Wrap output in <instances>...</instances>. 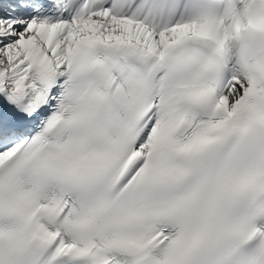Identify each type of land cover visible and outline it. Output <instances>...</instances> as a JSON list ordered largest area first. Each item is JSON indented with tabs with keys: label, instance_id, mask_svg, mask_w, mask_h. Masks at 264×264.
<instances>
[{
	"label": "snow or ice",
	"instance_id": "obj_1",
	"mask_svg": "<svg viewBox=\"0 0 264 264\" xmlns=\"http://www.w3.org/2000/svg\"><path fill=\"white\" fill-rule=\"evenodd\" d=\"M0 264H264V0H0Z\"/></svg>",
	"mask_w": 264,
	"mask_h": 264
}]
</instances>
